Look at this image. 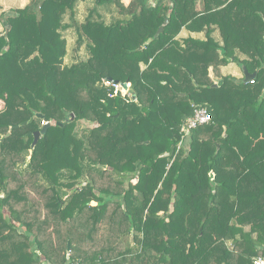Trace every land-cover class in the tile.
<instances>
[{
    "label": "trees",
    "instance_id": "trees-1",
    "mask_svg": "<svg viewBox=\"0 0 264 264\" xmlns=\"http://www.w3.org/2000/svg\"><path fill=\"white\" fill-rule=\"evenodd\" d=\"M79 1L0 2V264L264 256V0H93L78 22ZM193 105L210 121L186 133Z\"/></svg>",
    "mask_w": 264,
    "mask_h": 264
},
{
    "label": "rangeland",
    "instance_id": "rangeland-1",
    "mask_svg": "<svg viewBox=\"0 0 264 264\" xmlns=\"http://www.w3.org/2000/svg\"><path fill=\"white\" fill-rule=\"evenodd\" d=\"M92 7H94V1L93 0L79 1L75 7L76 12H77L76 13L77 21L78 22L84 21L86 16L89 14V9H91ZM98 10H99L98 12H99L101 18L105 22H111L116 17H118L117 10H116L114 5H102V6L98 7ZM9 13L10 12L8 11V14ZM94 16L97 17L96 15H94ZM215 34H217V33H215ZM63 35L67 40V54L65 57V62L70 64V63H73L75 61H80V60L86 59V57L88 56V53H87L85 46L82 44L80 47H78V48L76 47V45H77L76 44V42H77L76 29L74 27L69 28L63 32ZM181 35L184 36V33ZM187 35H190V34L187 33ZM215 37H218V36L215 35ZM234 66H235L234 72H236V73H234L233 77H235V78L242 77L243 75H242L241 69L236 64ZM229 72L231 73V71H229ZM117 92H119L124 97H126V96L130 97L131 96V93L128 90V86H127V91L125 89H120V87H119ZM79 124L83 125L82 122H79Z\"/></svg>",
    "mask_w": 264,
    "mask_h": 264
},
{
    "label": "built area",
    "instance_id": "built-area-1",
    "mask_svg": "<svg viewBox=\"0 0 264 264\" xmlns=\"http://www.w3.org/2000/svg\"><path fill=\"white\" fill-rule=\"evenodd\" d=\"M153 2L154 0H150ZM252 81V80H251ZM109 83L108 81L106 82ZM114 86V92L113 94H116L119 87L120 89H124L120 84L113 83ZM127 91V89H125ZM210 121V114L208 110L201 105H193V112L190 116H188L183 124L182 130L187 133V131L191 128H195L199 125L206 124ZM43 124H46V122H42ZM69 264H84L81 261H72ZM252 264H264V256L263 255H256L252 258Z\"/></svg>",
    "mask_w": 264,
    "mask_h": 264
},
{
    "label": "water",
    "instance_id": "water-1",
    "mask_svg": "<svg viewBox=\"0 0 264 264\" xmlns=\"http://www.w3.org/2000/svg\"><path fill=\"white\" fill-rule=\"evenodd\" d=\"M166 22H167V21L165 20V21H164V25L166 24ZM161 30H162V27H159V28L157 29V31L155 32V36H157V35L161 32ZM150 41H151V39L149 38V39L146 41V43H149ZM222 51H223V50H222ZM242 73H243V81H244V82H248V81L252 80V79L254 78V76H255L254 73H249V72H247V70H246L244 67H242ZM221 83H222V80H219V81H217V82H214V84H213L212 86L217 87V86H219ZM120 85H121L124 89H127V86H128L127 83L124 82V83H121ZM130 92H131L132 98L134 99V98H135V94H133L132 90H130ZM70 114H71L70 118L66 117V118L63 120V123L70 122V121L73 120L74 115H73V113H70ZM35 117H37V118H42V115H41V114H36ZM32 119H33V118H30L28 122L32 121ZM25 123H27V121H23L22 123H20V125H23V124H25ZM58 124H59V125H62V123H59V122H58ZM20 125H19V126H20ZM48 126H49V123H46V124L43 125V127H42L41 130H39V131H35V132L33 133V141H32V143H31V147H33V146L35 145V143L37 142L38 137L40 136V134L45 133V131H46V129H47Z\"/></svg>",
    "mask_w": 264,
    "mask_h": 264
},
{
    "label": "crops",
    "instance_id": "crops-1",
    "mask_svg": "<svg viewBox=\"0 0 264 264\" xmlns=\"http://www.w3.org/2000/svg\"><path fill=\"white\" fill-rule=\"evenodd\" d=\"M0 2L3 6V10L5 11V13L8 14V11L10 12V10H12L14 8L23 7L24 5H26L28 0H0ZM183 33H184V36L181 35ZM187 33H188V31H185V29H182L180 31V33L178 34V37H185L187 35ZM190 35L197 36V37H203L202 33H193L192 32V33H190ZM215 35L217 36V34H215ZM234 65H235V63H229L226 66H222L221 67L222 73L225 75L229 74V75L233 76L234 73H236V72H234V68H235ZM229 71H231V73ZM3 106H4V102L2 100H0V109H2Z\"/></svg>",
    "mask_w": 264,
    "mask_h": 264
}]
</instances>
